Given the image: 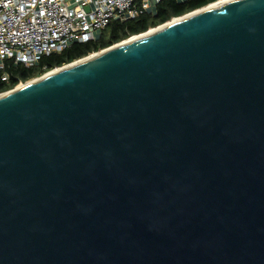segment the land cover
<instances>
[{
	"label": "water",
	"instance_id": "95a60500",
	"mask_svg": "<svg viewBox=\"0 0 264 264\" xmlns=\"http://www.w3.org/2000/svg\"><path fill=\"white\" fill-rule=\"evenodd\" d=\"M210 6L0 95V264H264V0Z\"/></svg>",
	"mask_w": 264,
	"mask_h": 264
},
{
	"label": "built area",
	"instance_id": "2783aa9c",
	"mask_svg": "<svg viewBox=\"0 0 264 264\" xmlns=\"http://www.w3.org/2000/svg\"><path fill=\"white\" fill-rule=\"evenodd\" d=\"M159 1L0 0V71L6 70L8 61L30 68L42 57L61 54L75 43L94 42L113 22L150 13ZM8 80L4 73L2 81Z\"/></svg>",
	"mask_w": 264,
	"mask_h": 264
},
{
	"label": "trees",
	"instance_id": "16d2710c",
	"mask_svg": "<svg viewBox=\"0 0 264 264\" xmlns=\"http://www.w3.org/2000/svg\"><path fill=\"white\" fill-rule=\"evenodd\" d=\"M217 1L219 0H160L152 12L124 22L115 21L101 31L96 41L85 44L75 43L61 54L42 57L38 64L33 67L26 68L23 65H14L12 61H8L6 70L0 71V93L13 89L20 82L37 78L55 68L66 66L94 52L104 50L132 36L143 34L150 29L170 22L174 18L182 17ZM4 73L8 75V81H2Z\"/></svg>",
	"mask_w": 264,
	"mask_h": 264
},
{
	"label": "bare ground",
	"instance_id": "6f19581e",
	"mask_svg": "<svg viewBox=\"0 0 264 264\" xmlns=\"http://www.w3.org/2000/svg\"><path fill=\"white\" fill-rule=\"evenodd\" d=\"M230 1H233V0H220V1H218L217 3L211 5L210 8H212V7L216 6V5L222 4V3L230 2ZM134 39H137V38H133L132 40H134ZM115 47H116V46H115ZM97 55H98V54H95V55H93V56H90L89 58L94 57V56H97Z\"/></svg>",
	"mask_w": 264,
	"mask_h": 264
},
{
	"label": "rangeland",
	"instance_id": "374dc122",
	"mask_svg": "<svg viewBox=\"0 0 264 264\" xmlns=\"http://www.w3.org/2000/svg\"><path fill=\"white\" fill-rule=\"evenodd\" d=\"M172 20H173V19H172ZM79 60H80V59H79ZM77 61H78V60H77ZM55 69H57V68H55ZM55 69H54V70H55ZM49 72H50V71H49ZM47 73H48V72H47ZM45 74H46V73H44L43 75H45ZM43 75H41V76H43ZM41 76H39V77H41ZM39 77H37V78H39ZM37 78H33V79H31V80H29V81H27V82L33 81V80H35V79H37ZM27 82H21V84L17 85L16 87H14V88L11 89V90H14V89L17 88L18 86H21V85L23 86V85L26 84ZM11 90H9V91H11ZM9 91H8V92H9ZM1 94H3V93H0V95H1Z\"/></svg>",
	"mask_w": 264,
	"mask_h": 264
}]
</instances>
